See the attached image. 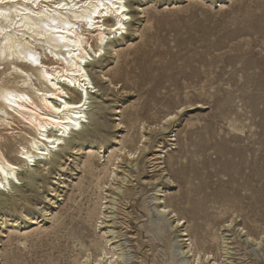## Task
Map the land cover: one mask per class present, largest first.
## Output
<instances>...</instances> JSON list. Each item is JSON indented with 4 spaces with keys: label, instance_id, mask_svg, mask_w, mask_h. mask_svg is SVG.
<instances>
[{
    "label": "rangeland",
    "instance_id": "374dc122",
    "mask_svg": "<svg viewBox=\"0 0 264 264\" xmlns=\"http://www.w3.org/2000/svg\"><path fill=\"white\" fill-rule=\"evenodd\" d=\"M142 8L117 54L105 49L108 62L91 75L106 88L88 104L101 113L105 137L96 141L105 152L92 150L89 167L81 163L88 151L71 156L59 180L43 171L38 196L26 193V201L6 185L19 210L46 208L47 215L27 226L18 212V228L0 227V264H90L98 254L92 242L104 231L109 239L111 229L114 264H184L191 252L180 239L189 237L200 252L194 264H264V0H158ZM141 135L139 156L125 158L122 145L133 151ZM159 142L167 151L151 159ZM17 147L11 141L9 154ZM114 196L121 199L110 213ZM158 201L183 217L182 231L169 212H157ZM99 203L94 229L96 217L87 215ZM153 219L156 232L147 228ZM75 222L85 226L82 241ZM186 226L188 237L180 236ZM35 229L44 232L19 246V236Z\"/></svg>",
    "mask_w": 264,
    "mask_h": 264
},
{
    "label": "bare ground",
    "instance_id": "6f19581e",
    "mask_svg": "<svg viewBox=\"0 0 264 264\" xmlns=\"http://www.w3.org/2000/svg\"><path fill=\"white\" fill-rule=\"evenodd\" d=\"M157 1L124 0L126 4L122 5L117 0H5L4 3H0V13H2L0 15V227L5 224V227L18 228L21 223L16 220L18 212L19 217H23L22 223H27V226L39 224L47 215L46 208L34 211L23 206L19 210L12 198L6 194L8 192L5 190L6 185L9 186L7 187L9 191L13 192V196L26 201L28 196L26 193H35V196H38L37 189L46 180V173H49L48 175L53 173V179L58 175L57 180H59L60 175L63 174V165L71 156L80 154L83 150L88 151L87 158L81 163L89 167L91 158L94 157L92 150H96L98 155L105 152L102 150L103 143L96 141L105 137L102 133L105 126L101 120V113L97 108L92 110L88 106L91 103L89 99L95 102L96 98L93 94L96 90L98 92L102 90L103 95L104 91L106 92V88L101 84L102 80L99 79L100 76L98 79L91 78L93 68L96 65L102 68L108 62L105 49L112 55L117 54L120 42L132 30L128 32L133 22L132 14L143 12L144 4H153ZM161 1L165 4L169 0ZM120 7L127 11L119 12ZM124 16L128 19L125 20ZM117 23L123 24L124 30L113 33L109 29L115 28ZM87 24H90L91 28H87ZM144 54L142 56L146 59ZM38 61H40L39 65ZM101 79L109 81V84L112 83L105 74ZM65 105L78 107H65ZM56 108L61 111H55ZM171 114L165 116V121L175 117ZM142 131L143 126H141ZM143 137L144 135L140 136L141 139ZM140 140L137 141V147L133 151L125 150L122 145L125 158L139 156L140 152L137 153V150L142 146L145 138ZM11 141L18 144L13 155L9 154L12 151L9 148ZM170 144L171 142L167 143ZM157 146L154 149L156 153L151 159H159L160 154L167 151L164 150L165 145L162 142ZM118 156L116 152L110 155L113 159H118ZM128 164L130 162L126 163L127 166ZM112 165L114 162H111L110 166ZM28 166H36V169L28 173L25 169ZM45 170L49 172L44 173ZM106 172L109 176L112 173V179L116 176L113 168L106 167ZM124 181L128 180L124 179ZM51 182V185L56 183L53 180ZM119 187H116V191L112 193L122 197L123 191ZM52 190L56 191L55 188ZM121 197L114 196L110 199L112 210L110 213H114L115 201ZM158 202L157 212L159 214L169 212L173 217L172 222L176 223L175 227L182 231L181 226L185 222L183 217L166 205H161L162 201ZM102 209V203H99L88 212L87 218L96 217L94 229L97 227L99 214H103ZM6 215L14 218L8 219ZM109 217V221L114 220V215ZM102 222L103 220L100 221ZM79 223L75 222L72 227L76 237L82 241L85 235L80 229L85 226L84 224L79 226ZM147 228L156 232L158 228L156 221L150 220ZM187 231L186 226L180 236L188 237ZM41 232L44 230L24 232L19 236L17 243L25 248L27 236ZM107 232L110 233L109 239L105 237L104 231L98 235L100 240L92 242L98 254L90 264H114L113 262L118 259L119 255L116 256L117 253L113 249L116 246L109 248L112 244L109 241L116 235L112 229ZM180 240L183 242L189 240L186 255L190 252L191 254L187 256L184 264H194L200 252L193 251L190 237ZM81 241L79 245L84 247ZM75 244L73 247L77 246ZM209 253L205 251L203 256L208 259ZM76 257L78 255L72 262L76 261ZM190 257L194 258L193 262H189Z\"/></svg>",
    "mask_w": 264,
    "mask_h": 264
},
{
    "label": "snow or ice",
    "instance_id": "6c2138e0",
    "mask_svg": "<svg viewBox=\"0 0 264 264\" xmlns=\"http://www.w3.org/2000/svg\"><path fill=\"white\" fill-rule=\"evenodd\" d=\"M4 2H5V0H0V3H4ZM117 2L122 5L124 3V0H117ZM113 6L115 7V5H113ZM125 11H127L125 8H123V7L119 8V12H125ZM0 15H2V13H0ZM124 19L127 20L128 17L124 16ZM109 30L112 31L113 33H115L117 30L123 31L124 26H123V24L117 23L115 28H112ZM65 107H78V106L77 105H65ZM54 110L55 111H61V109H59V108H56ZM76 127H79V125H76Z\"/></svg>",
    "mask_w": 264,
    "mask_h": 264
}]
</instances>
